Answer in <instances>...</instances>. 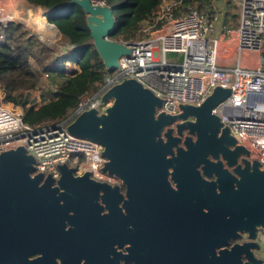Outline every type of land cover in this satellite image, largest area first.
Returning a JSON list of instances; mask_svg holds the SVG:
<instances>
[{
    "label": "water",
    "instance_id": "water-1",
    "mask_svg": "<svg viewBox=\"0 0 264 264\" xmlns=\"http://www.w3.org/2000/svg\"><path fill=\"white\" fill-rule=\"evenodd\" d=\"M68 4L86 13L90 37L106 70L118 68L119 59L129 56L130 49L110 39L116 26L112 7L92 0ZM230 93L218 86L202 104H181L177 114H168L157 112L163 100L136 79L111 87L101 99L111 104L102 112L84 111L68 131L103 145L102 171L118 183L93 179L89 172L76 175L67 163L58 165V179L33 174L36 159L25 147L1 152L0 264L24 259L29 245L54 232L63 219L72 218L77 206L80 216L105 206L117 236L125 230L133 235L141 229L155 233L158 227L164 233L156 221L157 211L174 222L175 234L190 235L197 245L203 231V256L199 248L172 253V264H264L258 254L264 237V168L248 159L249 151L212 112ZM171 181L178 188L202 189L206 196L207 212L201 217L198 208L196 232L182 229L180 222L191 218L177 216L167 205L166 195L177 199ZM141 200L151 205L145 204L144 215ZM142 215L145 225L140 224Z\"/></svg>",
    "mask_w": 264,
    "mask_h": 264
},
{
    "label": "built area",
    "instance_id": "built-area-1",
    "mask_svg": "<svg viewBox=\"0 0 264 264\" xmlns=\"http://www.w3.org/2000/svg\"><path fill=\"white\" fill-rule=\"evenodd\" d=\"M187 1L164 0L160 9L140 24L139 38L123 42L130 55L122 56L101 88L84 95L59 124L31 127L24 121L26 106L10 103L0 86V153L23 146L36 159L33 174L41 172L58 179V165L67 163L76 175L89 172L93 179L118 183L102 171L106 161L103 145L70 133L68 125L84 111H104L111 100L102 103V96L124 79H136L163 100L158 113L177 114L179 105L198 106L218 86L230 89V95L212 112L249 151L248 159L259 161L263 169L264 0H210L211 13L201 12L197 1ZM229 1L238 5L236 31L217 22ZM92 2L107 5L105 1ZM28 4L27 0H0V41L10 24L28 25ZM44 18L47 21L45 13Z\"/></svg>",
    "mask_w": 264,
    "mask_h": 264
},
{
    "label": "trees",
    "instance_id": "trees-1",
    "mask_svg": "<svg viewBox=\"0 0 264 264\" xmlns=\"http://www.w3.org/2000/svg\"><path fill=\"white\" fill-rule=\"evenodd\" d=\"M27 1L45 10L48 22L55 25L71 45L67 54L56 55L24 26L10 24L4 29L5 39L0 41L1 90L9 102L26 106L24 121L28 125L40 128L66 119L84 95L101 88L111 71L106 70L95 50L87 15L78 5L68 4L72 0ZM92 1H105L112 7L116 26L110 39L127 42L139 38L140 24L158 11L164 0ZM195 1L201 4V12H208V0ZM68 64L77 69L71 70ZM44 75L61 81L57 91L43 96L44 102L37 106L31 103L30 92L40 87Z\"/></svg>",
    "mask_w": 264,
    "mask_h": 264
},
{
    "label": "flooded vegetation",
    "instance_id": "flooded-vegetation-1",
    "mask_svg": "<svg viewBox=\"0 0 264 264\" xmlns=\"http://www.w3.org/2000/svg\"><path fill=\"white\" fill-rule=\"evenodd\" d=\"M172 188L177 199L166 195L165 198L170 202L167 205L175 211L177 216L187 215L191 218L189 221L180 222L182 229L196 232L194 223L198 208L201 217L203 212H207L206 196L203 190H198L197 187L178 188L173 182ZM125 191L126 188L122 187L121 192L125 194ZM143 197L142 195L141 199ZM141 201L140 206L143 208L144 215L145 204H150ZM185 202L188 204H184ZM143 215L141 225L146 224ZM154 221L152 219V222ZM156 221L164 229V233H161L158 227L155 233L141 229L138 234L133 235L125 230L122 235L117 236L112 234L108 209L105 206L102 210L96 207L88 214L83 211L81 216L79 206H77L72 218L63 219L54 232L45 234L39 241L31 243L26 257L16 259L13 263L172 264V253H186L198 248L200 255L203 256V231H199V245H197L196 240L190 235L183 238L180 234H175L173 232L174 222L163 219L158 211ZM201 222L202 220L200 225ZM177 227L179 228L178 224ZM133 229V225H129V230Z\"/></svg>",
    "mask_w": 264,
    "mask_h": 264
},
{
    "label": "rangeland",
    "instance_id": "rangeland-1",
    "mask_svg": "<svg viewBox=\"0 0 264 264\" xmlns=\"http://www.w3.org/2000/svg\"><path fill=\"white\" fill-rule=\"evenodd\" d=\"M40 10H41V8H39L38 6L28 4V8L26 9V15L27 16L31 15V17L28 18L29 22H28V25L25 26V30H27L30 35L32 33L38 39L45 42V44L50 49H52L56 55L67 54L69 52V50L71 49L70 40L67 37L60 34L55 29V27H53L50 24L48 25V27L46 29L47 31H45L44 29H41L38 25L34 24L33 19H35L39 15V13L41 12ZM175 10L176 9H174L173 12ZM233 12H236V10H233ZM36 13L38 15H36ZM44 33H48V34H44ZM68 67L71 70L77 69V66H72L70 64H68ZM60 81H61L60 78H57L55 80H51L49 78L45 79L43 77L40 87L37 90L30 92L31 103H35L37 106H40L41 97L44 96L43 94H45L47 91L55 93L57 91V88H58ZM50 87H55L56 90L52 91L50 89ZM10 103H12V102H10ZM42 103H43V101H42ZM12 104H14V103H12ZM261 241H262V249L260 252H258V254L264 259V237H261Z\"/></svg>",
    "mask_w": 264,
    "mask_h": 264
},
{
    "label": "crops",
    "instance_id": "crops-1",
    "mask_svg": "<svg viewBox=\"0 0 264 264\" xmlns=\"http://www.w3.org/2000/svg\"><path fill=\"white\" fill-rule=\"evenodd\" d=\"M209 2H210V0H208V3ZM197 4L200 8L201 4L199 3V1H197ZM233 10H236V12H233ZM40 11H41L40 14L35 19H33V22H34V24L38 25L41 29H44L45 31H47L46 29H47L49 24L46 21V18H44L45 10L41 9ZM204 13H211V7L209 6L208 12H204ZM217 22L220 25V27L226 26V27L232 28L236 31L238 28V5L234 1H229V3L227 4V8L219 16V18L217 19ZM44 34H48V33H44ZM235 42H236V33L233 35V41L231 43L234 44ZM252 60H257V58H252ZM245 65L250 67L251 63L246 62ZM48 94H50V93L47 91L43 95L47 96ZM47 99H49V97H47ZM42 101L44 102L43 98L41 97V103H42ZM41 103H40V105H41Z\"/></svg>",
    "mask_w": 264,
    "mask_h": 264
}]
</instances>
